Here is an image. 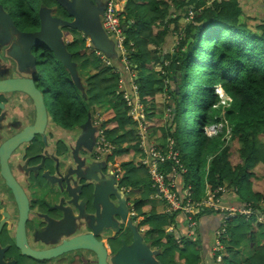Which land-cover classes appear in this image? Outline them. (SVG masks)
Here are the masks:
<instances>
[{
    "label": "trees",
    "instance_id": "obj_1",
    "mask_svg": "<svg viewBox=\"0 0 264 264\" xmlns=\"http://www.w3.org/2000/svg\"><path fill=\"white\" fill-rule=\"evenodd\" d=\"M10 1L19 2L17 14L11 15L16 30L20 31L18 26L21 24L22 32L28 34L41 30V9L55 10L62 4L59 0ZM246 1L126 0L123 27L126 26L125 45L138 71L136 81L140 85L143 102L147 104L152 99L156 100L157 92L169 95L165 105L171 116L160 119L158 128L164 143L169 138L174 140L188 168L187 173L181 175L180 187L191 185L195 198H199L205 192L207 179L212 189L226 183L230 188H238L241 196L242 193L247 194L248 200L240 205L252 203L257 214L264 215V20L259 19L261 21L258 20L257 26L252 24L254 20H246V16H250L245 14ZM190 10L195 16L187 22ZM68 15H72L70 19L62 21L74 20L71 11ZM169 36L178 40L174 49L165 47ZM79 38L75 36L67 43L70 52L67 51L76 67L74 76L46 44L39 43L31 47L32 54L37 56V65L40 64L45 72V81L39 84L46 97L51 96L50 93L55 89L52 104L54 102L61 125L66 128L74 129L89 120L78 98L81 86L86 92L83 94L80 90L83 99L86 98L92 107L93 98L88 93L94 87L113 99L114 106L103 114L113 123V127L106 120L102 127H105L107 139L115 144L119 152L116 161L121 162L125 171L121 183L139 187L141 181L128 178L131 173L128 165L132 164L126 157L129 150L120 146L122 142L130 140L135 141L132 142V149H139V140L128 138L133 132L129 124L135 122L129 115L124 94L117 93L120 90V72L112 73L114 63L106 66L97 53L96 45L89 46L86 40L81 43ZM91 48L93 51L89 52ZM85 61L91 62V68L85 69L87 73L82 70L79 73ZM154 62L163 66L162 78L168 79L167 84L164 79L154 77ZM93 70L98 71L89 73ZM81 72L84 75L81 76ZM92 78L96 79L95 84ZM218 85L232 99L228 106L221 103L216 91ZM128 88L132 89V86ZM223 110L226 111L225 117L232 130L229 142L223 139L226 128L219 136H209L206 132L209 125L220 122ZM93 112L97 114V111ZM147 127L150 128L148 124ZM235 146L238 160L236 157L234 159L232 151ZM166 167L169 171L167 179L171 181L172 162H168ZM152 193L151 186L143 191L144 197ZM207 211L214 210L199 209L195 213L199 215ZM148 213L151 245L158 246L166 264H172L173 256L165 257L163 244L171 242L169 245L176 248L183 242H176L174 234L164 231V228L176 222L178 212L158 214L156 208L150 207ZM236 223L246 225L248 229L253 225V222L243 217L232 220L229 245L237 243L233 230ZM159 235H165L167 239L163 240ZM173 242L178 245H173ZM252 261H256V256ZM258 262L256 264H264V256Z\"/></svg>",
    "mask_w": 264,
    "mask_h": 264
},
{
    "label": "flooded vegetation",
    "instance_id": "obj_2",
    "mask_svg": "<svg viewBox=\"0 0 264 264\" xmlns=\"http://www.w3.org/2000/svg\"><path fill=\"white\" fill-rule=\"evenodd\" d=\"M7 43L5 41L3 48L10 52ZM12 71L17 72L0 80L26 76L17 67ZM36 84L44 91L38 82ZM95 121L91 120L86 129H83L85 123L74 129L65 127L67 144L61 146L63 139L59 134L64 126L53 124L49 113L41 131L22 140L10 153L9 170L28 199L25 214V204L19 201L4 175L1 151L9 140L36 126L37 108L25 92H0V264H116L119 249L125 245L131 247L137 240L153 252L159 264L162 263L158 250L147 241L149 213L146 198L143 192L141 197L134 196L132 190L135 192L138 187L121 185L125 171L118 167L122 165L120 161H113L111 154L100 156ZM91 128V143H81ZM49 159L54 161L55 171L49 165ZM33 184L38 186L31 189ZM98 187L108 206V224L110 221L118 223L119 229L112 224L101 228L94 219L98 212L95 205ZM122 187L128 188L123 190ZM99 205L98 216L101 217L103 209ZM117 212L126 214V218ZM55 233L65 239L85 237L90 244L95 243L100 248L53 244L51 239ZM22 242L27 245L26 249L22 248ZM140 262L145 263V260Z\"/></svg>",
    "mask_w": 264,
    "mask_h": 264
},
{
    "label": "rangeland",
    "instance_id": "obj_3",
    "mask_svg": "<svg viewBox=\"0 0 264 264\" xmlns=\"http://www.w3.org/2000/svg\"><path fill=\"white\" fill-rule=\"evenodd\" d=\"M62 4L58 7H55L56 9L53 10L52 12L54 13L55 18L57 17L59 20H64L66 19H70V17L72 15H68L70 14V11L68 10L70 8V6L72 5V3L70 2V0H59ZM243 1V0H240ZM16 3V2H15ZM13 3L10 0H0V4L2 5L4 11L8 14V15H12V13L15 15L17 14V7L19 5V2H17L16 4ZM126 3V2H125ZM64 4V5H63ZM66 8V9H64ZM74 8V7H73ZM264 0H247L246 1V6H245V14L246 15H250V16H246V20L248 19H252L254 20L252 22V24L254 26H257V24H259L258 20L259 19H263L264 20ZM74 10V9H73ZM262 10V11H261ZM41 12V10H40ZM263 16V18H262ZM70 21V20H69ZM251 21V20H250ZM261 21V20H259ZM13 22V24H12ZM20 22V21H18ZM185 22V21H184ZM10 23V24H9ZM67 23H71L67 22ZM15 24V22L12 21L11 22H6L3 23L2 20H0V79L1 78H5V77H10L12 75L15 74V72L12 71L13 68H18L19 72H22L23 74H25L26 76H31V77H36L37 78V82L41 83L45 81V72L44 70L41 68L40 64L39 66L37 65V56L35 55H31L29 54V47L34 44V42L38 41V37L37 35L35 36H31L30 38H27V34L28 33H24L22 32V25L19 24V29H20V33L17 30H14L15 26H13ZM62 27V31L64 33V38L62 39L63 43L65 44L66 49L69 51L68 48V42H70L71 39H73V35L72 32L70 30L69 25H64L61 26ZM16 29V28H15ZM23 33V34H21ZM109 34V33H108ZM23 35H25L23 37ZM80 42L82 43V41H84L85 39H87L86 35L82 34L80 36ZM6 42L7 45L9 46V50L10 52H8L7 48H3V44H5ZM67 43H66V42ZM175 43H178V40L176 39V37L172 36L168 38L167 43H166V48H170V49H174V45ZM3 49L4 52H3ZM70 52V51H69ZM13 59V62L10 61V59ZM104 61V60H103ZM110 61V60H109ZM108 62H105V65L108 66L110 65ZM86 62L84 63L83 67H86ZM130 62H131V58H130ZM132 64V63H131ZM16 66V67H13ZM80 68L79 69V73L80 70L83 69ZM134 67V65H133ZM113 72L117 73L118 67L114 64L113 65ZM153 72H154V77L158 78V79H164L165 83L167 84L168 79L166 78H162V73H163V66L160 63H153ZM117 69V70H116ZM88 70H85L83 72L87 73ZM132 71V85L133 88L135 90V95L129 93V97H130V101L132 102V104H128V108H129V115L131 117L134 118V124H129V128L133 130V132L131 133V136L128 137L129 139L134 138L135 140L138 139L139 140V149L135 150L132 149L131 145L135 142V141H124L120 144L121 147L128 149L129 151L126 152V157H129V161L128 162H132V164H129L128 167L131 169V173L129 175V179H135L138 182L141 181L139 187L137 190L134 189L132 190L134 196L137 195V197H141L142 192L146 189H149V186H151V188L153 189V193L148 196L145 197L146 199V203H147V207L148 209L151 208H159L157 209L158 214H166V212H168V208L170 207L169 204L167 203V201H165L163 199V197H159L157 190L154 188L153 186V182H152V177L151 174L149 172V168L146 166V161L149 160V154H148V149L146 148L144 142H146L147 140V136H148V143L150 146H153L152 151L156 152V151H162L164 149V145H167V141L166 143H164L163 137H162V133L159 130V120L163 119V118H168L171 116V113L169 111V108H166L165 103L168 102V98L169 95L168 93H162V92H157L156 94V100L152 99V101L150 100L149 103L145 104L142 100V96L140 94V85L135 81V77L138 75V71L134 68L131 69ZM82 73V72H81ZM90 73V72H89ZM9 75V76H6ZM81 76L84 75L83 73L80 74ZM121 75V73H120ZM86 78H89L86 76ZM92 81L94 82V84L96 83V79L92 78ZM120 84H121V79H120ZM79 88V86H78ZM55 90V89H54ZM52 91L50 94L51 96L47 95L46 97V103L48 105V109H49V113H50V118H51V122L57 126H62L61 122L58 118L57 112H56V106L52 104V98L55 96L56 91ZM83 94H85V90L84 88L81 86L79 88V94H78V98L80 101V104L82 105V108L84 109L85 113L87 114V116H89V119L92 120H99L102 123L106 120L107 123L109 122V118H105V116L103 114H106L109 111V107L114 106V104L112 105V101L113 99H111L108 94L105 92H100L99 89L96 87H94L93 89H89V95L92 96L93 98V107L92 105H90L88 103V100L85 98L83 99V94H81V92ZM123 91H125L124 89H122ZM119 90H117L118 92ZM130 92L133 91V89H129ZM217 93L219 94L220 98H221V103L223 105H227L230 104V100H232L225 92H223V89L220 87L217 90ZM123 93V92H122ZM135 99V100H134ZM54 100V99H53ZM126 100V99H125ZM92 102V100H91ZM120 106H123L121 104H119ZM220 105V104H219ZM218 105V106H219ZM93 111H97L96 115H94ZM93 112V114H92ZM226 111L223 110V114L222 116H220V122L219 123H214L212 125H209L206 128V132L207 134L211 135V136H219L221 133H224L225 128V134L223 139H226L227 142L230 141V139L232 138V130H231V126L228 124V121L226 120L225 117ZM91 115H94L93 117H91ZM105 118V119H104ZM96 122V121H95ZM145 122L148 123V125L150 126V128L147 130H145ZM110 127H113L112 124L110 123ZM153 126H155L156 128H154ZM65 127H61L60 130H62L60 132L59 135L62 136L63 142L61 143V146H64L67 144V138L65 137L67 135L66 130L64 129ZM103 128H105L103 126ZM128 128V129H129ZM15 130H13L12 132H14ZM120 131V130H119ZM11 132V133H12ZM122 132V131H121ZM120 132V133H121ZM107 137V136H106ZM226 142V143H227ZM110 144H107L106 146H99V144H97L98 146V151L100 153L101 157H104V155L107 154H111L113 155L111 157V159L117 160L118 156H119V152L116 151V146L115 144L109 140ZM232 151L234 153V159L235 157L238 158V154L236 153V146L234 148H232ZM119 163H117L116 167L118 166ZM49 165L53 168V171H55V166H54V161L49 159ZM120 167L122 170H124V167L118 166ZM131 167H137V170L132 169ZM209 170V167H207ZM106 170V168H104ZM165 169L168 171L167 167H165ZM121 175V174H120ZM32 180L34 179L33 177H31ZM150 183V184H149ZM226 184V183H225ZM122 186L124 184H121ZM38 185L33 184L31 185V189L33 187H36ZM219 186V185H218ZM27 187L29 188V185L27 183ZM120 188V186H119ZM123 190L125 188L128 187H122ZM210 185L208 182V179L206 180V185H205V192L202 195L201 200H196V199H191L194 200L196 202H200L206 198V195L208 194V191H210ZM237 192H238V188H237ZM143 195V194H142ZM242 197L244 198V200H248L247 199V194L246 193H242ZM159 210V211H158ZM150 213V212H149ZM260 216V214H254L251 218L253 217H258ZM246 220H250V217H246ZM170 219V217L168 218ZM261 221L264 223V217L260 216ZM234 220L233 218L229 219L227 222V225H225L226 229L224 231V235L222 236L223 238L226 237L227 233H229V226L231 221ZM245 227V228H242ZM242 227H237L236 229H240L243 233V236H245V232L248 233L249 229L246 225H243ZM264 227V225H263ZM147 228L149 229V225H147ZM164 231L170 232L172 231V226H166L164 228ZM223 230L221 229V232ZM162 236V237H161ZM175 236V235H174ZM160 238H162L163 240H165L166 236L165 235H159ZM167 239V238H166ZM147 241L150 244V242L152 241L149 238V234L147 236ZM176 241V240H175ZM177 242V241H176ZM169 244H171V242H168L167 244L164 243L163 246H165L166 249V253L164 254L166 258H171L172 256H176V254L179 255H186L189 254V256L193 259V262L191 264H198L201 260V251L198 247L195 246V243H192L190 240H184L183 243L180 245L176 244V243H172L173 245H178L176 248L175 247H171ZM118 244L115 243L114 246H117ZM151 245V244H150ZM151 247L154 248V250H158L160 252V249L158 248V246L155 245H151ZM188 252V253H186ZM161 262L163 263V261L161 260Z\"/></svg>",
    "mask_w": 264,
    "mask_h": 264
},
{
    "label": "crops",
    "instance_id": "obj_4",
    "mask_svg": "<svg viewBox=\"0 0 264 264\" xmlns=\"http://www.w3.org/2000/svg\"><path fill=\"white\" fill-rule=\"evenodd\" d=\"M70 2L72 5L69 9L74 15V20L71 22L70 27L73 37H80L82 34L86 35L87 39L85 40L88 42V45L95 44L98 49L97 52H100L111 63H114L118 67V70L116 69L117 72H121V57L119 49L116 46L117 39L114 35L108 34L103 28L106 1L70 0ZM92 51L93 48L89 50V52ZM89 68H91L90 61L86 62V67L82 71H85V69L89 70ZM97 71L93 70L90 73H96ZM123 77H125L126 81L124 85L129 90L128 87L131 86L130 77L128 74H125ZM227 201L229 204L234 205L246 203L239 192H230L227 195ZM260 216L264 217L263 214H260ZM260 216L249 220L253 222V225L248 233L245 232V236H243L240 229H236L243 225L240 223L235 224L233 230L236 232L237 243L234 245H229L228 243L231 230H229L225 238L222 237L225 234L221 233L223 216L218 211H207L196 215L198 225L193 230L188 227L187 215L178 212V215L175 217L176 222L171 224L173 231L170 233L175 235L176 241L179 243L184 240H190L192 243H195V246L200 249L202 255L198 264H256L259 263L258 259L264 256V223L261 221ZM243 218L246 219L245 217ZM191 232L194 235H190ZM258 252L260 254L257 255ZM255 256L256 261H252V258ZM192 262L193 259L189 254L182 256L176 254L172 258V264H191ZM161 264L166 263L163 261Z\"/></svg>",
    "mask_w": 264,
    "mask_h": 264
},
{
    "label": "built area",
    "instance_id": "obj_5",
    "mask_svg": "<svg viewBox=\"0 0 264 264\" xmlns=\"http://www.w3.org/2000/svg\"><path fill=\"white\" fill-rule=\"evenodd\" d=\"M106 7L103 15V28L104 30L114 35L117 39V47L121 51V84L120 90L117 93L124 94V98L128 102V104H132L130 101L129 93L135 95V90L132 85V71L133 67L132 61L130 62V53L128 51L125 42L127 40L125 30L123 27V14L126 11V0H105ZM195 13L190 10L188 13V17L186 21L189 22L194 19ZM90 45V44H89ZM102 58L108 62L100 52H97ZM132 63V64H131ZM109 64L112 65L111 61ZM125 74H128L131 81V86L133 91L130 92L125 87ZM137 76L135 77L136 81ZM137 82V81H136ZM124 89L125 91H123ZM135 100V99H134ZM95 126L97 127V138L99 146H106L109 143V140L106 137L104 128L102 127V122L96 120ZM145 122V130L148 131V127ZM146 148L148 149L149 160L146 161V166L149 168V172L152 177V182L154 188L157 190L159 197H163L165 201L169 204L168 212H182L187 215V224L189 229L193 230L198 225V220L196 218V213L199 209H208L214 210L222 213L223 221H222V232L224 233L229 219H236L238 217H252L254 214L258 212L253 207L252 203H247V205H234L229 204L227 201V195L230 192H237V188H230L228 184H222L217 186L216 188H210L206 198L200 202H196L191 199L201 200L202 196L199 198H195L194 190L192 186H188L183 188L182 185L180 187V178L182 174H186L188 171L187 166L184 161L181 159L182 152L180 149L175 147V142L171 138L167 142L166 147L162 151H152L153 146H150L148 143V136L146 142H144ZM166 148V149H165ZM168 162H172V178L171 181L167 179V170L165 169L166 164ZM173 231V228H172ZM170 231V232H172ZM190 235H194L193 232ZM220 245V244H219Z\"/></svg>",
    "mask_w": 264,
    "mask_h": 264
},
{
    "label": "water",
    "instance_id": "obj_6",
    "mask_svg": "<svg viewBox=\"0 0 264 264\" xmlns=\"http://www.w3.org/2000/svg\"><path fill=\"white\" fill-rule=\"evenodd\" d=\"M52 11L53 10H51L50 8L41 9L40 12L41 30L39 31V33L27 34V38L28 37L30 38L31 36H35V35H37L38 37V41L34 42V44H32L29 47V54L32 57L33 54L31 51L32 49L31 47L33 45L44 43L48 46V48L52 52H54L55 56L64 64V66L67 69L70 70L71 74L74 76L76 75V67L71 60V57L65 47V44L62 41V39L64 38V33L61 27L63 26V24L69 25V27H71V23H67V21L59 20L57 17L55 18ZM0 19L4 23L6 22L8 23L12 21V16L8 15L4 11L1 4H0ZM124 29L126 30L125 25H124ZM24 36L25 35H23V37ZM168 51H170V49H168ZM162 60L164 61V58ZM35 78L22 76L18 78H7L0 80V92H13V91L25 92L35 101L37 108L36 126L27 128L23 134L9 140L4 145L1 151L4 175L7 178L9 185L14 190L16 196L19 198V201H22L25 204V207L23 209L25 214L28 208V199L24 190L21 188V186L12 176L9 170L7 160L10 153L18 146V144L25 138L32 136L34 132L41 131L43 125L45 124V122H47L49 118V111L46 105L45 92L41 91L37 87L36 84L37 80ZM89 124L91 125V119H89L87 123L83 125V129H86ZM92 136H93V128H91L89 132L85 134L83 141H81V143H84L85 141L91 143ZM99 204L102 205V209H103V214L101 217L100 215L98 216V212L101 209V206ZM95 205L98 209L96 217H94V219H96L97 224H99L101 228L108 227L110 226V224H112L113 226L115 225L117 229H119L118 223H113V221H110V224H108V215H106V210L108 206L101 197L99 187L95 191ZM116 214L123 218H126V214L124 213L122 214L120 212H117ZM89 226L93 229L91 225ZM59 233L58 234L55 233V236L52 237L51 242H53V244H59L60 246L67 245L68 247H73L75 245H83V247L90 246V247H96L98 249L100 248V246L96 245L95 243L90 244V242L87 241L85 237L80 238L78 240L70 237L65 239L64 236L60 237ZM21 246L23 249L27 248V245L24 242L21 243ZM101 253L103 254V259H105L104 251L101 250ZM141 259L145 260V263L147 262L149 264H159L158 261L154 258L153 252L145 244H143L142 241H138V240L135 241L134 245H132L131 247L129 246L127 247V245L123 246L121 249H119L117 255L115 256L116 264H145L140 262Z\"/></svg>",
    "mask_w": 264,
    "mask_h": 264
},
{
    "label": "clouds",
    "instance_id": "obj_7",
    "mask_svg": "<svg viewBox=\"0 0 264 264\" xmlns=\"http://www.w3.org/2000/svg\"><path fill=\"white\" fill-rule=\"evenodd\" d=\"M222 88L223 89V87L221 86V85H218L217 87H216V90L218 89V88ZM223 91H224V89H223ZM225 92V91H224ZM220 94V93H219ZM209 136H211L210 134H209Z\"/></svg>",
    "mask_w": 264,
    "mask_h": 264
}]
</instances>
